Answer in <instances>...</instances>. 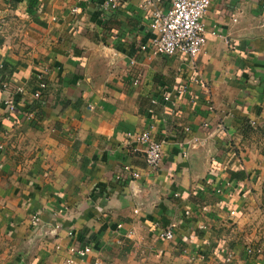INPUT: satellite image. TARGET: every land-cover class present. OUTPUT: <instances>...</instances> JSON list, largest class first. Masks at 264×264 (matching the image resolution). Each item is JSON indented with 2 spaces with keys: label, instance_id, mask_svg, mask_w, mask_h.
Segmentation results:
<instances>
[{
  "label": "crops",
  "instance_id": "obj_1",
  "mask_svg": "<svg viewBox=\"0 0 264 264\" xmlns=\"http://www.w3.org/2000/svg\"><path fill=\"white\" fill-rule=\"evenodd\" d=\"M98 4L0 0V264H264V0H212L196 67L142 49L171 0Z\"/></svg>",
  "mask_w": 264,
  "mask_h": 264
},
{
  "label": "built area",
  "instance_id": "obj_2",
  "mask_svg": "<svg viewBox=\"0 0 264 264\" xmlns=\"http://www.w3.org/2000/svg\"><path fill=\"white\" fill-rule=\"evenodd\" d=\"M123 0H98L99 9L102 13H108L116 10L122 5ZM212 0H171V6L167 9L156 7L151 16L150 27L154 32V37L142 49L150 51L154 55L175 56L180 55L186 57L189 64L196 67V61L202 52L208 40V31L205 24V18L211 7ZM75 11L77 8L74 9ZM211 34H217V30H213ZM3 63L0 61V68ZM2 88H8L9 83L0 80ZM41 89H45L47 84L40 83ZM186 86L181 87L179 92L185 91ZM18 92H23L22 88H18ZM35 97H39L40 93H35ZM165 100L169 99L168 95L164 96ZM156 102V100H154ZM8 109V118L13 119L15 113L27 106L24 102H16L9 100L6 102ZM26 111V110H25ZM253 127H261L264 130V119L262 121H250ZM140 142L145 145V158L147 164L157 170L164 157V142L157 140L151 133L146 130L138 137ZM235 160L240 162L241 158L233 153ZM125 169L129 173V179L140 177L139 172L131 170L129 166ZM121 177L120 175L118 178ZM209 184L210 182L207 181ZM241 197L247 198L248 190H241ZM231 214L236 215V210H232ZM38 219L36 218L35 221ZM58 227V226H57ZM155 230L159 240H172L176 236L177 227L175 224L164 225L161 222L155 223ZM90 250L89 246L78 248L75 253L80 259L69 258L66 264H83V258ZM243 251L246 255H261L263 248L254 244L245 245ZM93 264H110L104 260L96 259Z\"/></svg>",
  "mask_w": 264,
  "mask_h": 264
},
{
  "label": "trees",
  "instance_id": "obj_3",
  "mask_svg": "<svg viewBox=\"0 0 264 264\" xmlns=\"http://www.w3.org/2000/svg\"><path fill=\"white\" fill-rule=\"evenodd\" d=\"M16 102H19V101H16ZM35 106H36L35 104H33V105H29V104H27V106L24 107V109L31 110V109L34 108ZM236 176H240L239 173H236ZM261 206L264 207V194H263V202L261 203Z\"/></svg>",
  "mask_w": 264,
  "mask_h": 264
},
{
  "label": "rangeland",
  "instance_id": "obj_4",
  "mask_svg": "<svg viewBox=\"0 0 264 264\" xmlns=\"http://www.w3.org/2000/svg\"><path fill=\"white\" fill-rule=\"evenodd\" d=\"M261 153L263 152L264 153V146L262 147V150L260 151ZM264 184V183H263ZM263 194H264V191H263ZM260 199V198H259ZM263 202V195L261 196V199H260V203H262ZM261 208H262V212H263V214H264V207L263 206H261Z\"/></svg>",
  "mask_w": 264,
  "mask_h": 264
}]
</instances>
